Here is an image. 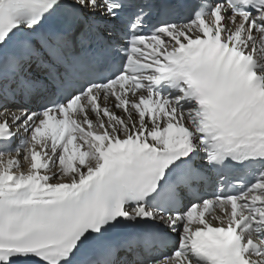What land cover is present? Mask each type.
<instances>
[{
    "label": "snow or ice",
    "instance_id": "1",
    "mask_svg": "<svg viewBox=\"0 0 264 264\" xmlns=\"http://www.w3.org/2000/svg\"><path fill=\"white\" fill-rule=\"evenodd\" d=\"M0 264H264V0H0Z\"/></svg>",
    "mask_w": 264,
    "mask_h": 264
},
{
    "label": "bare ground",
    "instance_id": "2",
    "mask_svg": "<svg viewBox=\"0 0 264 264\" xmlns=\"http://www.w3.org/2000/svg\"><path fill=\"white\" fill-rule=\"evenodd\" d=\"M219 211V210H218Z\"/></svg>",
    "mask_w": 264,
    "mask_h": 264
}]
</instances>
